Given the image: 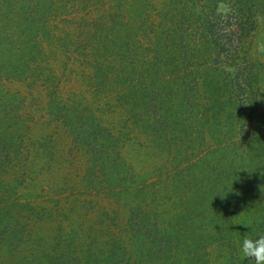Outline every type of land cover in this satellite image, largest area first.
Here are the masks:
<instances>
[{
	"label": "rangeland",
	"instance_id": "rangeland-1",
	"mask_svg": "<svg viewBox=\"0 0 264 264\" xmlns=\"http://www.w3.org/2000/svg\"><path fill=\"white\" fill-rule=\"evenodd\" d=\"M144 2V29L152 31L163 24L174 28L160 35L164 44L172 39L175 46L190 45L197 38L203 40L202 35L216 42V46L210 45L213 52L208 48L203 55L196 58L195 52L190 59L185 58L190 49L179 47L173 60L178 62L175 75L169 76L175 82L172 87L177 85V96L171 95L170 90H176L171 84L161 86V108L146 110L147 115L156 110L149 121H155V132L161 133L159 145L152 141V131L140 128L147 115L139 116L140 110L132 101L114 96L106 80L94 87L90 79L93 71L86 64L88 56L81 47L83 36L76 23L67 26L62 21H50L58 23L57 27L48 29L42 53L32 55L40 60L41 70L36 72L45 75L40 77L45 84L34 81V77L13 79L9 72L14 55L20 61L30 54L23 52L20 57L16 48L19 31L9 30L5 24L9 4L0 5V205L12 208L7 216L0 213V264H254L241 257L231 240L238 243L245 236L264 234V189L261 199L248 197V182L264 180V138L251 128L254 112L264 107V56L254 54L256 44L264 41V0ZM26 9L29 16L34 13L30 18L35 25L44 22V14L37 16L38 10L32 6ZM226 49L229 58L224 57ZM18 62L17 72L30 73L18 67ZM168 71H164L166 76ZM46 87L62 98L83 96L84 105L95 110L119 140L121 157L136 180L163 182L172 178L174 169L184 167L186 159L195 162L201 158L204 162L206 157L204 164L214 165L221 149L238 155L245 140L252 139L247 151L260 167L244 176L248 177L244 185L238 188L240 181L235 182V211L224 218L231 220L228 238L224 234L208 238L205 232L201 236L200 231L182 230L175 252L165 242L159 251L146 246L140 235L150 230L139 231L132 238L124 198L105 195L102 185L90 183V176L84 174L87 152L59 119L47 112ZM155 99L160 103V96L155 95ZM169 99L175 103L170 104ZM19 113L23 122L16 128L21 142L20 137L3 133L5 119ZM98 175L95 179L101 178ZM72 191L80 199H89L91 208L85 220L80 215L71 216L68 224ZM16 197L21 210L10 204ZM169 198L156 201L153 208L145 201L140 203L149 213L145 220L155 221L159 229L166 228L173 214ZM165 235L173 238L171 231ZM114 239L126 248L123 260L114 251Z\"/></svg>",
	"mask_w": 264,
	"mask_h": 264
},
{
	"label": "trees",
	"instance_id": "trees-1",
	"mask_svg": "<svg viewBox=\"0 0 264 264\" xmlns=\"http://www.w3.org/2000/svg\"><path fill=\"white\" fill-rule=\"evenodd\" d=\"M6 3L9 4L10 10L9 17L5 19L6 27L9 30L19 31L18 46L15 47L21 52L20 57H23V52L30 54L28 58L25 57L20 61L15 59L17 54L14 55V60L10 61L12 70L9 72L13 79L34 77L36 78L34 81L45 84L40 78L45 75L36 72L41 70L40 60L35 59V56L32 55L42 53L48 29L50 26L51 29L57 27L58 23L52 24L49 23L50 21H62L67 26H74L76 23L83 36L81 47L88 56L86 64L93 71L90 79L94 83V87L98 88L99 84L106 80V84L111 86L110 90L114 89L111 91L114 96L124 97L126 102L132 101V105L139 108L140 111L137 113L142 118L147 115L146 110H150L151 107L157 110L161 108L164 101L161 86L171 84L172 87L175 83L169 76L175 75L178 62L173 60L178 56L179 47L183 49L185 46L190 49L189 54L185 56L190 59L195 55V52L197 58L200 53L202 55L206 53L208 48L210 52H213L211 44L216 46V42L210 41L208 37L206 40L203 35L201 36L204 38L203 40L197 38L190 45L175 46L176 43L172 39L170 44H164L160 35L167 28L170 31L174 28L163 24L161 28L156 27L152 31L144 29L143 17L147 14L143 11L147 7L144 0H0V5ZM30 6L38 10L37 16L44 14L45 19L41 25H35L31 19L33 17L30 18V16H34V13L28 15L26 8ZM173 47L174 52H171ZM226 51L227 49L225 53ZM229 56L230 54H224V57L229 58ZM214 61H217V57H214ZM17 62L18 67H23L30 73L17 72L15 70ZM187 64L190 62L188 61ZM168 68L166 76L164 71H167ZM215 75L218 76V73L216 72ZM172 88L176 89L177 85ZM170 92L171 95L177 96V89H171ZM155 95L161 97L160 103L156 101ZM46 97L47 112L58 118L60 123L69 130L72 139L77 140L87 152V166L84 174L90 176L89 181H93L90 183L102 185L101 192L105 195H121L124 198L128 211L127 225H130L132 238L139 231L150 230L149 234L140 235L146 246H149L152 251H159L165 242L166 246L169 244L172 249L175 248L174 252L177 244L181 242L177 237L182 230L200 231L198 235L201 236L205 232L208 238L216 234V236L224 234L228 238L227 231L232 225L230 224L231 220L224 218L232 210L235 211L232 198L234 196L233 187L239 181L238 188L244 185L245 182H248V177L244 176L251 170L256 172L255 170L260 167L247 151L252 139L245 140L238 155H235L234 151L230 153L221 149L222 151L219 152L222 155L214 165L204 164L206 157H203L204 162L201 158L195 162L186 159L184 161L186 165L180 167V169H186V172L174 169L172 178H166L163 182L154 184L151 181L136 180L132 169L121 157L119 140L114 136L113 131L103 124L95 110L84 105L83 96L79 99L62 98L55 94V90L46 87ZM168 101L170 104L175 103V100L169 99ZM263 108L254 112V119L251 123L253 133L256 134V131H259L262 133V138H264ZM155 113L154 109L152 114H148L140 128L144 131L146 128L152 131L154 133L152 141L159 145L161 133L155 132V121H149ZM20 117V113L8 116L5 119L6 130H3L4 135L7 134L13 138L20 137L19 142L22 141V137L16 126L22 125L23 120ZM13 118L15 122L11 123ZM198 133L201 132L198 131ZM212 152L210 151L209 154ZM97 171L98 173H96ZM98 174L101 178L95 179L94 175ZM248 183L250 193L248 197L251 198L254 195L261 199L264 180H253ZM163 189L166 190L165 193L162 191ZM14 192L16 191L14 190ZM72 193L68 224L72 217L78 218L79 215L81 220H85L87 212L91 208L89 199L86 197L80 199L77 193L73 191ZM163 197L164 199L170 197V203L173 205L170 208L173 214L166 221V228L159 229L155 221L145 220L149 213L143 210L140 203L145 201L150 208H153L152 204ZM10 204L14 208H21L18 197ZM262 206L264 208V200ZM259 207H261V203ZM11 209H9V205H6V208L0 205V213H4L5 216L10 214ZM143 226L144 228H142ZM212 230L213 233H211ZM169 231L173 234V238L165 235ZM114 242V251L117 256H120L118 259H125L127 257L126 248L119 239H114ZM231 243L234 249H238L235 239L231 240ZM182 257L185 259L186 256ZM237 257L239 259V256ZM167 259L169 258H165V260Z\"/></svg>",
	"mask_w": 264,
	"mask_h": 264
},
{
	"label": "clouds",
	"instance_id": "clouds-1",
	"mask_svg": "<svg viewBox=\"0 0 264 264\" xmlns=\"http://www.w3.org/2000/svg\"><path fill=\"white\" fill-rule=\"evenodd\" d=\"M254 54L264 56V41L256 44ZM237 246L243 259L252 260L254 264H264V234L255 238L245 236L242 241H238Z\"/></svg>",
	"mask_w": 264,
	"mask_h": 264
}]
</instances>
